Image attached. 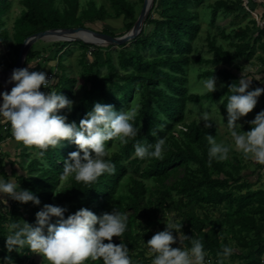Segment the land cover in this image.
<instances>
[{
	"label": "trees",
	"instance_id": "trees-1",
	"mask_svg": "<svg viewBox=\"0 0 264 264\" xmlns=\"http://www.w3.org/2000/svg\"><path fill=\"white\" fill-rule=\"evenodd\" d=\"M15 1L0 0V41L10 58V67L15 65L24 41L35 34L86 28V24L113 20L121 23L122 32L118 35L105 28L102 33L122 37L132 30L139 17L135 4L128 0H108V8L105 5L98 7L90 1L81 11L80 0H19L24 9L15 21L13 35H10L6 15ZM139 1L144 3V0ZM203 3L204 0H155L141 33L129 43L130 46L114 49L83 42L53 44L57 50L48 59L57 63L56 68L49 70V73L56 72L53 90L62 92L70 100L74 97L73 89L78 80L73 77L70 82L65 56L71 45L83 50L79 99L74 102L71 113L62 110L60 114L67 112L69 122L75 121L79 125L96 102L112 105L117 112L137 103L135 125L141 128V132L135 140L154 143L155 139L164 137L166 152L163 159H151L142 170L141 164L145 160L134 158L130 164L134 166V173L141 172V179H138L128 174L125 165V161L134 156L135 140L126 145L110 141V149L114 144L120 146L119 152L109 158L115 165L114 173L102 175L90 187L69 177V186L55 194L53 186L61 177L63 161L69 153L77 150L74 144L64 141L60 148L47 150L43 158H37L31 148L23 146L25 152L19 167L27 172L26 175H19L16 169L8 175L0 158V175L13 176L22 189L31 190L41 201L39 206H33L8 199V211H0V261L10 256L14 264H38L27 250L20 254L8 253L4 237L11 222L22 220L20 206L32 207L33 213L25 221L34 224L37 211L45 204H51L67 208L65 218L82 207L99 216L110 213L114 205L118 206L128 217L127 230L121 239L129 247L132 264L141 259H144L142 264L147 263L142 246L143 240L150 238L147 229L160 228L163 231L162 220L168 211L183 217L182 231L202 241L212 263L216 262L217 253L225 245L230 246L232 241L235 248L230 258H237L241 264H264V189H254L256 183L242 175V170L247 167H234L227 161L215 160L209 165L206 135L218 137L214 123L205 129L203 123L194 121L177 131V126L185 124L186 116L192 112L190 105L202 106L221 100L225 110L230 95L228 86L238 81L241 71H245L239 63L250 62L259 53L261 66L258 72L264 73V2L218 0L211 6L210 25L214 26L221 14L232 16V30L222 32L227 44L210 35L208 53L212 57L197 56L193 60L194 42L201 29L195 9ZM258 6L263 8L259 20L250 19L242 26L239 20L251 18L253 8ZM88 53L93 57H88ZM35 54L28 53L25 66ZM193 63L207 67L199 75L200 79L210 77L215 69L214 75L217 83L223 84L222 89L212 94L190 92L187 69ZM259 101L258 112L264 110V94ZM6 125L11 132L10 124L7 122ZM150 130H157V137L150 136ZM249 130L250 124L245 131ZM2 141L0 134V143ZM178 168L184 169L182 179L176 185L164 187L165 181ZM260 169L263 170L264 165ZM149 181L161 188L151 190L147 186ZM112 242L118 245L121 241L113 237ZM188 243L185 241L186 245ZM88 264H103V261L101 258L88 261Z\"/></svg>",
	"mask_w": 264,
	"mask_h": 264
},
{
	"label": "clouds",
	"instance_id": "clouds-1",
	"mask_svg": "<svg viewBox=\"0 0 264 264\" xmlns=\"http://www.w3.org/2000/svg\"><path fill=\"white\" fill-rule=\"evenodd\" d=\"M33 67L28 64V67L14 69L8 81L13 87L10 92L0 93V118L10 124L13 139L31 148L37 158H43L49 149L60 148L64 141L74 144L77 150L63 161L62 179L73 177L90 187L102 175L114 173L115 165L107 159L108 142L126 145L135 140L141 132L135 125L137 109L125 108L117 112L112 105L96 102L79 125L75 121L69 122L68 116L60 113L62 110L71 113L74 101L53 90L56 78H49L43 71H30ZM244 68L240 79L228 86L230 95L224 105L227 111L225 126L235 150L244 159L264 165V110L249 122V131H242L239 123L253 111L264 94V87H252L254 81L264 84V73L247 66ZM214 70L213 75L200 81L202 90L211 94L217 90ZM42 88L48 91H41ZM192 107L204 128L212 127L211 111L196 104ZM214 108L218 110L217 104ZM157 134V130L149 132L154 138ZM206 136L209 165L213 160H227L232 146L217 142L212 135ZM165 145L164 137L155 139L154 143L135 140L134 156L141 160H161L166 152ZM42 163L47 166L46 161L42 160ZM8 199L33 206L41 203L31 190L22 189L13 176L0 175V205H7ZM4 210L0 208V211ZM66 212L65 207L45 204L37 211L34 224L24 220L11 222L4 237L7 252L20 254L27 250L40 256L42 264H88V261L101 258L103 264H132L129 247L121 239L127 230L128 217L118 206L114 205L110 213L99 216L83 207L68 214L67 218ZM163 222V231L155 233L147 243L143 240L152 254L151 264H212L202 241L184 234V222L179 217L169 214ZM113 237L121 242L114 244ZM185 241L189 243L186 245ZM175 244L179 246L172 247ZM233 252L231 246L225 245L217 253L215 264H225ZM0 264H14V261L6 256Z\"/></svg>",
	"mask_w": 264,
	"mask_h": 264
},
{
	"label": "rangeland",
	"instance_id": "rangeland-1",
	"mask_svg": "<svg viewBox=\"0 0 264 264\" xmlns=\"http://www.w3.org/2000/svg\"><path fill=\"white\" fill-rule=\"evenodd\" d=\"M90 1L94 2L98 7H100L102 5H105L107 8L109 7L108 0H80V11L83 8H85ZM128 1L135 4L137 14L140 15L144 3H140L139 0H128ZM217 1L218 0H204V3L202 5H200L197 9H195V11L198 12L199 23L201 25V29H200L198 36L194 42L193 56H192L193 60L197 56L204 57L207 59L212 57L208 53L209 48H208L207 39L210 35L212 37H215L218 41H221L222 43L227 44V42L222 38V32L223 31L230 32L232 30V24H231L232 19H233L232 16H225V15L221 14L218 17L216 24L214 26L210 25V22H211V6L214 5ZM256 2L262 3V2H264V0H258ZM60 8H63V6H61ZM23 9H24V7L20 4L19 0H16L14 2V4L12 5L11 9L8 11V13L6 15V19H7L6 20V28L9 31L10 35H13L15 21L20 16ZM253 9H255V11H254V14L251 18H248L245 20H239V23L242 26L247 25L250 19L259 20L258 16L263 13V8L261 6H258V7H255ZM245 10L247 11L248 8H246ZM245 10H241V12L245 13ZM80 11H79V13H80ZM86 28L97 31V32H101V33H102V30L107 28V29H110L111 31H114V33H116L118 35L122 32L121 23L119 21H113V20H108L105 23L86 24ZM55 43H59V42H55V41L53 42L51 40H48V41L43 40V41L36 42L32 46V48L30 49L29 52H35L36 54H35L34 58L31 59V62L28 63L29 65L34 66L33 68L30 69V71H43L45 73H47V72L49 73V70H52L54 67L55 68L57 67L56 62H49L48 61V59H51V57L54 56V52L57 50V48H55L53 46V44H55ZM128 46H130V44H128ZM1 47H2V45H1V41H0V65H1L0 70H3V71L10 70L12 68V67H10L11 66L10 58L7 57V55L5 53V48L4 47L1 48ZM101 47H105V46H101ZM114 49H117V47H114ZM67 52L68 53L65 56L66 57L65 64L67 67L68 78L70 79L71 83H72L73 77L77 78V80H78V83L74 86V89H73L74 97L72 99V101L76 102L80 96L79 86L82 84V80H81V78H82L81 77L82 67L80 66V61L82 58L83 50L77 45H71L69 47V51H67ZM259 55L260 54L258 53L257 56L250 62H244L243 61V62L239 63L238 65H240L242 67L247 66L248 69L255 70L258 72V70L261 66L260 61H259ZM89 56L93 57V55L88 53V57ZM25 67H28V65ZM205 70H207V67L204 65H200L198 63H193L187 69V72H188L187 73L188 88H189L190 92L195 93V94L206 93L204 90H202V88L200 86V81H202L203 79L199 78V75L201 73H203ZM216 87H217V90H221L223 87V84H220L218 82ZM252 87L253 88L264 87V84H261L258 81H256V82L254 81L252 84ZM215 104H217L219 111L214 108ZM221 105L222 104L220 102H217L214 104H207L206 103L205 105H202V106L198 105V106L201 109L211 111L213 122H214L215 127L217 128V131H218V137L216 138L217 142H222L224 144L232 146V151L229 154V158L225 161L229 162L234 167H237L238 165H241V167H247L246 169L242 170V172H241L242 175H244L245 177H249L251 182L256 183L254 186V189H259V188L264 189V169L263 170L260 169V167L262 165L257 164L251 160L244 159L242 157L241 153L238 152L237 150H235L234 143H233V140L231 138L230 132L225 126V124L227 123V121H226L227 111H226V108H225V110H223ZM260 106H261V102L258 100L257 106L253 109V111L251 113H249L246 117H244L241 121H239V123L242 124V131H245L249 122L255 118V115L257 113H259L258 109L260 108ZM189 107L191 108L192 106L190 105ZM131 108L138 109L139 107L136 103V104H132ZM66 114H67V112H66ZM194 121L197 122L198 124H201V122L197 119V116H196V114L192 108V112H189L188 115L186 116L185 124L177 126V131L178 132L181 131L184 126L191 124ZM5 125H4V127H6ZM15 142L16 141L13 138L9 142L6 141V143H8V146H10V147H7V150H8V153L10 154V156L6 157L5 154L3 156H1V159L4 157L3 158L4 159L3 166H5L7 168V170L5 168L4 169L6 170V172L8 174L11 173L12 169H16L18 171L17 173L19 175H26L27 172L21 170L19 167L20 165H22V162H23V155L22 154H24L25 149L23 146H21V147L19 146L21 144L15 143ZM17 144H18V147L15 148L17 146ZM119 150H120V146L118 144H114L113 147L109 151V156L107 157V159L112 157L115 153L119 152ZM8 157H11V159L13 161L8 159ZM134 158H136V157L132 156L128 161H125V165L128 167V174L129 175H135L136 178L141 179V178H139L141 172L140 173H134V171H135L134 166H132L130 164V162L133 161ZM150 161H151V159L145 160L141 164L142 165L141 170ZM12 164H14V165H12ZM253 171H255L254 174H253ZM250 173H252V174H250ZM183 175H184V169H182V168L176 169L175 172L173 174H171V176L165 181L164 187L167 188V187H171L172 185H176L178 183V181H180L182 179ZM15 181H16V179H15ZM69 184H70V178L69 177L67 179H62L60 177V179L56 183H54L53 194H55V192H57V191H61L64 188L68 187ZM147 186L151 190H156V189L161 188V186H159L156 183H153L152 181H149L147 183ZM6 207L8 209V203H7V205H0V208L5 209L3 211L4 213L7 212ZM20 210H21L20 215L22 217V220H24V221L29 219L33 213L32 207L30 205H27L26 207L20 206ZM173 213L183 221V217H181L179 214H177L173 211H168L167 214L165 215V217H167L169 214H173ZM163 220H162V225H163V227H165ZM143 224H144V221H143ZM147 231H149L151 233L150 234V238H151L155 233L162 231V230L160 228H148ZM147 241L148 240H144L145 243H147ZM229 243H230L229 245L232 248H235L234 242L230 241ZM176 245L179 246L178 244H175V245H172V247H177ZM142 246H143L144 251H145L144 252L145 258L147 259L146 264H151L152 254L149 253L147 246L143 242H142ZM32 259H35V261L38 262V264H42V258L40 256L33 254ZM143 262H144V259H141L137 264H142ZM241 263L242 262L240 260H238L237 258H235V259L229 258L228 260L225 261V264H241ZM212 264H215V263H212Z\"/></svg>",
	"mask_w": 264,
	"mask_h": 264
},
{
	"label": "water",
	"instance_id": "water-1",
	"mask_svg": "<svg viewBox=\"0 0 264 264\" xmlns=\"http://www.w3.org/2000/svg\"><path fill=\"white\" fill-rule=\"evenodd\" d=\"M154 1L151 0H144L142 11L132 28V30L122 37H112L110 35L97 32L88 28H72V29H60V30H48L42 33L35 34L31 37H28L20 48V52L18 55V59L15 65L10 70H0V84L2 85L0 89V93L5 91L10 92L11 88L13 87L8 81L11 77V74L14 69L25 68V62L28 55V52L32 48V46L38 41H55V42H83L86 44L96 45V46H105V47H119L123 45H127L130 42L134 41L139 34L141 33L144 24L154 6ZM247 2V0H244ZM258 1V0H253ZM80 33H88L94 39L95 42H88L83 40L80 37H74L76 34Z\"/></svg>",
	"mask_w": 264,
	"mask_h": 264
},
{
	"label": "crops",
	"instance_id": "crops-1",
	"mask_svg": "<svg viewBox=\"0 0 264 264\" xmlns=\"http://www.w3.org/2000/svg\"><path fill=\"white\" fill-rule=\"evenodd\" d=\"M1 87H2V85L0 84V89H1ZM41 91H43V90L41 89ZM3 124L4 125L7 124V121L4 120L3 118H0V134L3 136V141L0 143L1 156H3L5 154L6 157H7V156H10V154L8 153V150H7V147H10V146H8V143H6V141L9 142L10 140H12L13 137H12L11 132L8 130V128L7 127H4ZM5 126H7V125H5ZM15 143H18V142H15ZM19 146L21 147V145H19ZM17 147H18V144H17V146L15 148H17ZM3 158H2V160L4 162V159ZM8 159L12 160L11 157H8ZM3 168H5L7 170V168L5 166H3ZM11 173H12V170H11ZM11 173L8 174V175H11Z\"/></svg>",
	"mask_w": 264,
	"mask_h": 264
},
{
	"label": "bare ground",
	"instance_id": "bare-ground-1",
	"mask_svg": "<svg viewBox=\"0 0 264 264\" xmlns=\"http://www.w3.org/2000/svg\"><path fill=\"white\" fill-rule=\"evenodd\" d=\"M151 0H149L150 2ZM74 37H80L82 38L83 40L85 41H88V42H95V39L88 33H80V34H76Z\"/></svg>",
	"mask_w": 264,
	"mask_h": 264
},
{
	"label": "built area",
	"instance_id": "built-area-1",
	"mask_svg": "<svg viewBox=\"0 0 264 264\" xmlns=\"http://www.w3.org/2000/svg\"><path fill=\"white\" fill-rule=\"evenodd\" d=\"M89 54H91V53H89ZM55 73H56V72H55ZM55 73H54V72L49 73V74H48V77H49V78H53V77L56 78ZM42 90L45 91V92L48 91V90H45V89H43V88H42ZM0 158H1V150H0Z\"/></svg>",
	"mask_w": 264,
	"mask_h": 264
}]
</instances>
